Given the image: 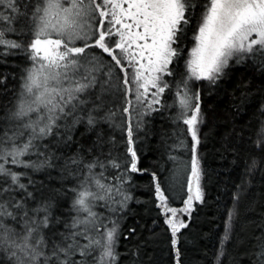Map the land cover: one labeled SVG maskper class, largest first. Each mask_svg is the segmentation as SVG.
Segmentation results:
<instances>
[{
    "label": "snow or ice",
    "instance_id": "1",
    "mask_svg": "<svg viewBox=\"0 0 264 264\" xmlns=\"http://www.w3.org/2000/svg\"><path fill=\"white\" fill-rule=\"evenodd\" d=\"M14 60L18 88L0 114V264H152L146 241L119 248L136 232L122 227L136 173L150 176L153 225L182 264L181 242L205 200L200 85L210 94L239 64L264 76V0H0V63ZM157 116L171 122L159 141L171 169L141 166L137 144L157 135ZM255 167L253 157L247 170ZM242 190L232 193L218 257ZM249 241L250 264H264V224Z\"/></svg>",
    "mask_w": 264,
    "mask_h": 264
},
{
    "label": "trees",
    "instance_id": "2",
    "mask_svg": "<svg viewBox=\"0 0 264 264\" xmlns=\"http://www.w3.org/2000/svg\"><path fill=\"white\" fill-rule=\"evenodd\" d=\"M19 63V60L0 63V73L8 77L7 87L0 86V114L18 88ZM200 87L204 101L202 108L207 117L201 126L202 142L199 146L206 170L203 179L205 200L193 210V220L181 242L182 264H250V258L244 254L249 248V237L264 224V135H259L264 122V112L260 111V105L264 103V76L259 69L253 70L250 63L233 65L219 88L207 94L205 86ZM244 92L250 95L241 102ZM151 124L152 132L157 135L149 134L137 144L138 151L143 148L141 166L155 170L159 165L163 169H171L173 162L159 142L165 134L171 137V133L166 132L171 122L157 116ZM257 139L261 140L260 146L256 144ZM168 143H172L171 138ZM177 154L185 161L190 155L188 150H177ZM253 157L256 167L249 172L247 165ZM37 178L47 183L43 174L38 173ZM149 181L147 173L134 174L131 190L137 199L130 202L131 212L122 222V227L125 230L134 227L136 232L127 237L121 235L119 248L125 252L127 248L138 246L140 241H146L145 259L152 264H174L168 234L162 227L153 225L156 212L151 203ZM238 185L243 188L237 204L238 215L233 221L231 237L224 246L223 254L218 257L227 209L232 207V193ZM61 199L63 203L57 212L63 215L68 209L70 197ZM152 232L159 235L152 239ZM123 264H129L127 256L123 257Z\"/></svg>",
    "mask_w": 264,
    "mask_h": 264
},
{
    "label": "rangeland",
    "instance_id": "3",
    "mask_svg": "<svg viewBox=\"0 0 264 264\" xmlns=\"http://www.w3.org/2000/svg\"><path fill=\"white\" fill-rule=\"evenodd\" d=\"M202 126V125H201ZM200 130H201V127H200ZM198 151H199V147H198ZM199 202H197V204H198Z\"/></svg>",
    "mask_w": 264,
    "mask_h": 264
}]
</instances>
